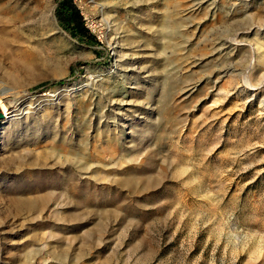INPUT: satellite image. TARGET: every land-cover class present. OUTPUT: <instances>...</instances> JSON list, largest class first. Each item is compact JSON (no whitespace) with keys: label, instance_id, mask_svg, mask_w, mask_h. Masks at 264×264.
<instances>
[{"label":"rangeland","instance_id":"rangeland-1","mask_svg":"<svg viewBox=\"0 0 264 264\" xmlns=\"http://www.w3.org/2000/svg\"><path fill=\"white\" fill-rule=\"evenodd\" d=\"M55 1L0 0V264H264V0Z\"/></svg>","mask_w":264,"mask_h":264},{"label":"trees","instance_id":"trees-1","mask_svg":"<svg viewBox=\"0 0 264 264\" xmlns=\"http://www.w3.org/2000/svg\"><path fill=\"white\" fill-rule=\"evenodd\" d=\"M55 12L57 15V20L59 23L63 24L68 34L77 39L80 42L90 41L97 43L95 35H93L87 26H85L82 19V15L79 12L78 7L72 2V0H56L55 1ZM74 64V63H73ZM63 78L52 79L49 81L41 82L32 88H39L43 85L58 83L62 81Z\"/></svg>","mask_w":264,"mask_h":264},{"label":"bare ground","instance_id":"bare-ground-1","mask_svg":"<svg viewBox=\"0 0 264 264\" xmlns=\"http://www.w3.org/2000/svg\"><path fill=\"white\" fill-rule=\"evenodd\" d=\"M231 41L235 42V44L239 43L240 40L237 39V37H231L230 38ZM249 78H245V74L242 76V80H243V84L246 86V89L248 88H253L252 84L250 83V81L248 80ZM3 96H4V92L2 91V89H0V124L5 123L6 121H8L11 117H13L14 115V110L9 108V106L6 105V103H4L3 101Z\"/></svg>","mask_w":264,"mask_h":264}]
</instances>
